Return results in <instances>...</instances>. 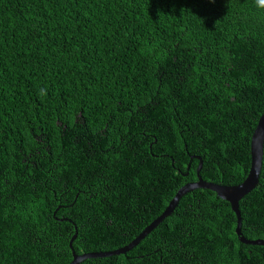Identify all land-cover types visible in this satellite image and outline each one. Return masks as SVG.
I'll use <instances>...</instances> for the list:
<instances>
[{
    "label": "trees",
    "instance_id": "obj_1",
    "mask_svg": "<svg viewBox=\"0 0 264 264\" xmlns=\"http://www.w3.org/2000/svg\"><path fill=\"white\" fill-rule=\"evenodd\" d=\"M263 113L256 0H0V264H70L75 230L78 255L126 246L200 160L204 182L239 185ZM239 212L264 240V146ZM235 227L195 189L125 254L80 264H263Z\"/></svg>",
    "mask_w": 264,
    "mask_h": 264
},
{
    "label": "water",
    "instance_id": "obj_2",
    "mask_svg": "<svg viewBox=\"0 0 264 264\" xmlns=\"http://www.w3.org/2000/svg\"><path fill=\"white\" fill-rule=\"evenodd\" d=\"M263 146H264V113L260 116L255 126V129L251 136L250 141V165L248 173L243 180L242 183L236 186H224L217 185L211 182H204L200 176L199 171L202 167V161L200 160L199 165L197 167L196 173L197 178L195 182H190L182 186L174 195V197L170 200L164 211L149 225H147L140 234L135 237L129 244L126 246L119 248L115 251L111 252H94V253H84L78 255L74 252L72 248V243L76 238V230L75 234L71 237L68 247L71 251L72 261L70 264H80L86 259L91 258H103L113 255L125 254L132 248H134L139 242L144 239L155 227H157L164 218L168 217L173 210L176 208L179 200L185 194L192 192L195 189H207L216 193L219 198L228 202L230 204L231 210L236 217V227L235 234L238 237V240L246 245H259L264 247V240H248L244 238L241 234V218L239 212V201L246 194L252 191L257 185L259 181V176L262 169V159H263ZM189 167H187L188 169ZM264 264V261H263Z\"/></svg>",
    "mask_w": 264,
    "mask_h": 264
},
{
    "label": "clouds",
    "instance_id": "obj_3",
    "mask_svg": "<svg viewBox=\"0 0 264 264\" xmlns=\"http://www.w3.org/2000/svg\"><path fill=\"white\" fill-rule=\"evenodd\" d=\"M209 2H213V0H209ZM257 6L258 7H264V0H256ZM40 94L41 95H45L46 94V90L45 89H41L40 90Z\"/></svg>",
    "mask_w": 264,
    "mask_h": 264
}]
</instances>
